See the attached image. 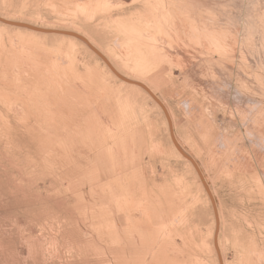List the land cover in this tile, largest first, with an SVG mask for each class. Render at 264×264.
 Here are the masks:
<instances>
[{
  "label": "rangeland",
  "instance_id": "374dc122",
  "mask_svg": "<svg viewBox=\"0 0 264 264\" xmlns=\"http://www.w3.org/2000/svg\"><path fill=\"white\" fill-rule=\"evenodd\" d=\"M0 264H264V0H0Z\"/></svg>",
  "mask_w": 264,
  "mask_h": 264
},
{
  "label": "bare ground",
  "instance_id": "6f19581e",
  "mask_svg": "<svg viewBox=\"0 0 264 264\" xmlns=\"http://www.w3.org/2000/svg\"><path fill=\"white\" fill-rule=\"evenodd\" d=\"M145 88V87H144ZM146 89V88H145ZM177 149H179V152L181 153V154H183L185 157H186V155L180 150V148L177 146ZM191 162L194 164V162L191 160ZM195 165V164H194Z\"/></svg>",
  "mask_w": 264,
  "mask_h": 264
}]
</instances>
